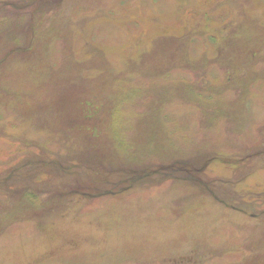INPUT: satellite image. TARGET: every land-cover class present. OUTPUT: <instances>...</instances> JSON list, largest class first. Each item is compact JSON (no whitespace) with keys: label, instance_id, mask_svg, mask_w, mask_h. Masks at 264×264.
I'll return each mask as SVG.
<instances>
[{"label":"rangeland","instance_id":"obj_1","mask_svg":"<svg viewBox=\"0 0 264 264\" xmlns=\"http://www.w3.org/2000/svg\"><path fill=\"white\" fill-rule=\"evenodd\" d=\"M0 264H264V0H0Z\"/></svg>","mask_w":264,"mask_h":264}]
</instances>
